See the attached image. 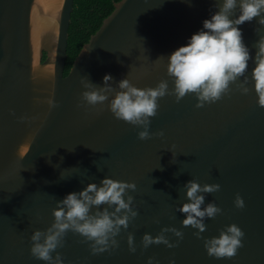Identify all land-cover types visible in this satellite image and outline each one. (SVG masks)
Segmentation results:
<instances>
[{
    "label": "water",
    "instance_id": "95a60500",
    "mask_svg": "<svg viewBox=\"0 0 264 264\" xmlns=\"http://www.w3.org/2000/svg\"><path fill=\"white\" fill-rule=\"evenodd\" d=\"M74 3L0 0V264H47L31 255L33 232L51 226L57 201L88 183L100 186L106 177L136 183L128 194L138 216L116 237L119 247L95 255L90 241L69 230L64 246L52 253H60L63 264H148L150 257L153 264H264V107L252 80L254 44L264 36L259 18L238 26L253 59L230 84L232 91L201 108L194 94L179 102L166 95L149 128L164 135L140 140L142 128L109 110L114 93L95 108L82 102L81 78L103 86L104 76L111 75L109 84L117 91L124 78L138 88L167 80L172 90L167 58L203 29L222 0L115 2L65 75ZM238 15L237 8L230 18ZM245 78L249 92L242 94L237 87ZM49 97L58 105L51 110ZM190 180L220 185L204 194L202 207L214 202L222 212L204 219L200 238L193 234L198 229L182 225L186 216L177 210L189 202L184 185ZM237 194L242 209L234 204ZM231 224L245 233L243 247L230 259L209 256L204 240ZM165 227L183 231L177 247L143 248L144 234L155 237ZM129 233L135 253L129 251ZM165 235L177 243L172 233Z\"/></svg>",
    "mask_w": 264,
    "mask_h": 264
},
{
    "label": "clouds",
    "instance_id": "9594fccd",
    "mask_svg": "<svg viewBox=\"0 0 264 264\" xmlns=\"http://www.w3.org/2000/svg\"><path fill=\"white\" fill-rule=\"evenodd\" d=\"M237 8L238 17L230 18ZM253 18H259L258 24L264 25V0H222L211 18L203 21V29L194 33L185 46L179 47L167 58V74L174 78L172 90H169L167 80H161L155 87L138 88L128 78H124L118 82L117 91L109 84L113 78L106 74L103 86L93 84L87 77L81 78L80 83L85 89L81 93V100L87 106L95 108L96 105H104L114 93L108 108L117 120L142 128L138 132L140 140L151 139L153 135L162 137V130L156 133L149 131L150 118L157 115L159 99L174 95L179 102L185 95L194 94L198 100L196 107L201 108L228 95L232 91L230 84L244 76L248 62L253 58L243 43L242 32L238 26L252 21ZM254 47L257 51L253 60L255 67L252 69V80L258 105L264 107V36H260ZM247 83L245 78L244 83L237 87L242 94L249 92ZM46 103L50 110L58 106L51 97ZM20 119L23 121L28 118ZM136 188L135 182L106 177L100 186L88 183L82 191L70 193L63 200L57 201V207L52 212L54 222L51 226L44 231L35 230L30 237L31 255L47 264H63L60 253L55 257L52 253L64 246V238L69 230L83 236L85 241H90L94 255L119 247L116 237L122 228L126 230L129 223L138 216V211L134 210V197L128 194L129 190L134 192ZM184 189L189 202L183 203L177 210L186 216L182 225L198 229L193 234L200 238V234L207 227L204 219L215 218L222 212L214 202L202 207L205 204L204 194L219 191L220 185L201 186L197 181L190 180L184 185ZM105 204L108 207L99 210ZM234 204L238 209L245 206L239 194L236 195ZM94 206L97 210L92 212ZM110 208L113 210L109 211ZM156 222L159 223L158 220ZM169 232L178 238L177 243H170L165 235ZM244 236L245 233L236 224H231L220 231L218 237L205 239L204 247L211 257L230 259L243 247ZM183 238L182 230L165 227L155 237L144 234L141 243L145 249L152 244H164L168 248H174ZM127 243L129 251L135 253L136 247L131 233L128 234ZM148 264H153V258H149ZM169 264H175V261L170 260Z\"/></svg>",
    "mask_w": 264,
    "mask_h": 264
},
{
    "label": "trees",
    "instance_id": "16d2710c",
    "mask_svg": "<svg viewBox=\"0 0 264 264\" xmlns=\"http://www.w3.org/2000/svg\"><path fill=\"white\" fill-rule=\"evenodd\" d=\"M118 1L120 0H75L69 28L65 75L69 73L84 44L101 27L104 19L114 10V3Z\"/></svg>",
    "mask_w": 264,
    "mask_h": 264
}]
</instances>
